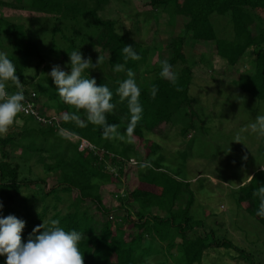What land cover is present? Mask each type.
<instances>
[{
	"label": "trees",
	"instance_id": "trees-1",
	"mask_svg": "<svg viewBox=\"0 0 264 264\" xmlns=\"http://www.w3.org/2000/svg\"><path fill=\"white\" fill-rule=\"evenodd\" d=\"M125 1L128 3L131 0ZM136 1H145L143 5L148 7L150 13L158 12L165 16L169 14L172 28L176 20H180L179 36L163 41L161 46L167 47V61L172 67L176 63L182 65L175 85L159 75L161 66H157L161 47L151 50L149 46L116 33V21L101 19L97 15L109 0H13L12 3L0 1V8L29 12L40 16L38 18H45L36 21L48 22L47 29L39 28V31H35L31 25L24 26L17 17L0 16V53H7L8 58L15 64L16 75L24 85L22 91L26 97L25 104L32 105L25 114H18L16 119L21 122L19 129L0 137V196L2 201L7 200L10 204L19 187L37 184L39 190L31 193V199H37L35 202L42 204L40 212L32 215V218L23 210L17 211V218L24 217L25 222L21 243L27 242L34 227L43 224L47 229L51 227L50 220L58 219V226L65 231L75 230L83 233L84 239L78 244L83 255V264H203L205 257L221 250L227 252L222 256V264H259L251 249L238 247L224 237H215V230L207 229L201 220L192 219L190 210L194 197L189 181L181 179L179 172L170 175L166 170L160 171V164L165 159L160 156L153 159V156L161 147L152 143L147 136L161 138L170 128L177 126L181 138L185 139L194 126L197 127L198 124L201 129L208 123L199 114H206L204 119L207 120L213 117L212 112L199 111L202 106L190 92L193 78L185 64L183 50V41L187 39L209 43L212 55L223 61L228 68H234L242 57L250 55L253 59L252 68L244 72L235 70V77L230 85L217 80L213 82L225 87L224 92L228 93V98H233V102L239 103L241 100L245 105L246 101L240 95L264 102V28H257V23L262 22L264 18V0ZM85 20L90 21L92 31L78 37L77 29H74L80 27ZM148 21L149 19L145 18L144 23L147 25ZM69 22L70 28L66 25ZM58 23L65 25L59 29ZM220 23L224 24V31L229 33L226 38H220L216 34L215 25ZM156 25H152L154 34ZM68 31L69 35H66ZM32 36L35 39L45 36L48 38L50 46L44 56ZM76 40L79 42L77 46ZM58 41H64L66 47L61 49ZM127 45L133 46L141 56L140 60H125L122 49ZM83 46L100 48L102 52L98 53L97 59L100 56L102 65L120 77L119 80L104 76L93 77L90 70L83 74L87 76L88 71L89 78H95L97 86L107 85L113 92L112 103L115 108L106 114V119L109 124L118 125L121 133L126 128L129 113L126 101L121 102L116 95V88L119 81L126 79V72H113L112 68L121 63L126 70L131 69L135 73L136 83L141 90L143 116L130 143L119 139L105 140L102 137V129L90 123L86 127H78L74 122H65L62 119L65 112L75 109L65 105L58 97L56 86L51 77L46 75L48 70L44 64L45 57L62 59L70 73L68 54ZM81 53L85 55L82 51ZM153 56H156L157 60L151 63ZM97 59H91L92 63L95 64ZM29 71H32V75L26 81ZM152 86L158 88L154 99L150 96ZM177 88L182 91H177ZM6 90L10 93L18 91L11 81L6 83ZM41 99H44L41 106L50 107L51 115L41 112L37 105V101ZM207 114H210L209 117ZM80 115L82 119H86L82 111ZM181 115L184 117L180 122L184 123L182 127H178L177 122ZM164 126L166 128L162 129ZM60 128L75 133L70 137H74L76 141L71 143L65 136L62 137ZM204 129L206 128L202 130ZM81 141L85 142L86 147L78 151ZM180 144L188 151L190 145ZM8 149L15 155L14 158H8L7 152L5 153ZM259 150L260 158L264 159V143ZM188 153L189 151H183L182 157ZM132 158L137 160L136 186L123 197L118 196L120 190L111 192L109 198L116 196V203L112 206L103 205L98 193L100 187L120 185L128 172L126 163ZM143 162L150 166L140 168L139 163ZM22 171L27 174L30 171H41L40 175L52 172L59 174L55 178L56 181L44 189L47 178H21ZM250 177L236 189L230 190V198L236 211H240L264 228V218L256 215L259 198L253 195L257 188L264 186V166L259 164ZM123 201L126 205H123ZM84 203H88L103 219H94L93 214L88 212L89 206L84 208ZM57 205L64 211L58 209ZM5 208L11 207H3L1 210ZM152 209H155L156 213L153 214ZM12 210H9L10 215ZM48 210L51 214L46 217ZM241 225L242 235L252 229L246 219ZM193 229L197 232L192 233ZM42 231L44 229H41ZM149 239L159 243L156 250L147 247V243L143 246ZM169 240L179 241L177 252L173 254L168 246ZM258 241L245 243L257 249L264 244L257 245ZM5 260V256H0V264H5Z\"/></svg>",
	"mask_w": 264,
	"mask_h": 264
},
{
	"label": "rangeland",
	"instance_id": "rangeland-1",
	"mask_svg": "<svg viewBox=\"0 0 264 264\" xmlns=\"http://www.w3.org/2000/svg\"><path fill=\"white\" fill-rule=\"evenodd\" d=\"M0 1L6 3L13 2V0ZM143 2L131 0L127 3L125 0H109V3L101 11H98L97 15L101 19L116 21V33L129 37L134 42L140 43L146 47L149 46L151 50L160 48L163 41H168L171 37L179 36L178 31L181 28L180 20H176L174 28H172V20L169 14L165 16L158 12L150 13L148 7L143 5ZM0 16L4 18L17 17L24 26L30 27L31 25V27H34L33 29L35 31H39V28L42 30L47 29V21L45 23L36 21V19L43 20L45 19L44 17L41 16V18H38L40 16L29 12L0 8ZM145 18L147 20L149 19L147 25L144 23ZM155 20L159 23L158 25H156L157 23H155ZM89 23V20H85L80 27H75L74 30L77 29L76 32L79 35L78 37L91 33L92 29ZM153 24L156 25V34L153 33ZM257 24L258 29L264 28V18L262 22ZM64 25L65 24L62 25L58 23L59 29H62ZM66 25L70 28L71 23L69 22ZM215 26L218 37L226 38L229 36V33L224 31L223 23L219 25L216 24ZM65 34L69 35V31ZM32 37L34 38V36ZM152 37L153 40L151 41ZM39 39H41V41ZM39 39L35 40L40 47L41 54L44 56L45 53H47V48L50 46L49 41L46 36ZM183 42V50L186 57L185 64L190 69L193 78V86H190V92L193 96H196L195 98L199 100V104L202 106L199 111L212 112V116L215 119L212 117L209 120L214 119L213 122H209V120L204 119L206 114H199L201 118L208 123L206 125L204 124L201 129L198 128V124L197 127L194 126V129L186 134L185 139L181 138L177 126L170 128L167 131L168 133L164 134L165 136L161 138L147 136L152 143L161 147V149L154 154L153 159L156 156L165 159V161L160 164V171L166 170L170 175L179 172L181 179H193L189 181V187L194 197V202L190 210L193 220H201L202 224L205 223L207 228L215 230V237H224L225 239L231 240L230 242L238 247L251 249L255 255L256 261L259 264H264V244L261 245V243H264V228L258 226L255 221H252L240 211H236L233 206V200L230 198V190L236 189L241 185V182L248 179L251 172L254 171L259 164L264 166V159H261L259 156V148L263 146L264 137L248 132L243 134L240 143L234 142V137L241 128L251 123L257 115H264V102L254 101L246 95H240V97L246 101L245 105L241 100L239 103L233 102V98H228V93L224 92L225 87H220L213 82V80H217L220 83L222 82L223 84L230 85L235 77V70L244 72L251 69L253 59L250 55H246L241 58L234 68H228L223 61L212 55L209 43L193 42L189 39ZM78 44L79 42L76 40L75 45L77 46ZM58 45L61 49H64L67 44L64 41H58ZM79 51L85 54H82L85 59L89 57L91 59H97L98 53L101 54L102 52L100 48H88L87 46L81 47ZM167 52V47H161L158 52L161 57L157 67L161 66L162 61L167 60ZM156 60V56H153L151 58V63H154ZM44 64L47 67L48 73H50L54 65H59L63 71L69 72V70L66 69V62H63L60 58L52 59L50 57H45ZM31 66L32 64H30L29 68ZM181 68L182 65L180 63H176L175 66L172 67L176 74L179 73ZM90 72L93 77L104 76L111 80L120 79L118 75L115 76L102 64L95 70L90 69ZM48 73L46 75H48ZM26 75V81H28L32 75V71H29ZM47 77L50 76L48 75ZM227 89L229 90V88ZM43 102L44 99L37 101V105L41 112L43 111L45 115H51L52 110L50 107L41 106ZM25 112L26 111H22L23 114H25ZM207 115L209 117L210 114ZM183 117L182 115L179 117V121L177 122L178 127L183 126L184 122H180L183 121L181 120ZM20 125L21 122L16 119L9 128L8 133L16 131L19 129ZM219 125L220 129H218ZM204 127L209 129L202 130ZM164 128L166 127L164 126L162 129ZM203 131L206 133L204 134ZM3 136L4 135H0V137ZM61 136L64 137L63 135ZM65 138L71 143L76 141L74 137ZM180 143H183V145H190L188 149L189 153L184 157H182L183 151H188H186L187 149H185V146L181 147L182 145ZM84 147H86V144L80 142L78 151ZM6 152L9 159L15 157L9 149L5 151V153ZM245 156H247V159H244ZM135 161L137 162V160ZM135 165L136 163H132V159L127 161L126 169L128 168V172L120 185H103L100 187L98 193L101 196L103 205L109 204L112 206L116 203V196H111V198H109L111 192L120 190L118 196L123 197L133 190L137 184ZM41 173V171H30V173L27 174L22 171L20 177L26 179L30 178V180H35L38 176L39 178H47L45 182L46 187H44V189H46L56 181L55 178H57L59 174L58 172H52V174L40 175ZM244 182H246V180ZM38 188L39 186L37 184H28L21 188L19 187L17 195L13 196V200L10 204L7 200L2 201L0 196V204H2L3 207H11L3 210L0 208V218L10 215V209H13L11 215L16 218L17 211L21 210L30 218H32V215L38 214L40 208H42V204L40 202H35L37 199H31L32 194L39 190ZM123 205H126L124 201ZM57 206L58 209L64 211L59 205ZM88 206L90 208L88 212L91 215L93 214L94 219H103L102 216L94 212L93 208L88 203H84V208ZM155 211V209L151 210L153 214L156 213ZM50 214L48 210L46 217L50 216ZM158 214L160 216L159 212ZM20 219L24 220V217H20ZM244 219L248 221V225L252 229L248 230L245 235H242L241 224ZM125 232L127 231L125 230ZM191 232L194 233L197 231L193 229ZM258 239L261 241H258ZM245 241H258L259 243L256 244L261 246L256 249L253 245L245 243ZM145 243H147V247H152L153 250H156L159 244L150 239L144 242L143 246H146ZM177 244H179V241H168V246L172 254L175 251L177 252ZM163 245L165 246V243ZM163 251H165L164 248ZM226 253L227 252L224 250L214 251L210 256L204 258L203 264H222L224 263L222 256Z\"/></svg>",
	"mask_w": 264,
	"mask_h": 264
},
{
	"label": "clouds",
	"instance_id": "clouds-1",
	"mask_svg": "<svg viewBox=\"0 0 264 264\" xmlns=\"http://www.w3.org/2000/svg\"><path fill=\"white\" fill-rule=\"evenodd\" d=\"M125 60L138 61L141 56L136 53L132 45L122 49ZM69 55L70 73L65 72L59 65H54L48 73L60 100L75 109L65 112L62 116L65 122H74L78 127H86L89 123L102 129V137L105 140L119 139L130 143L137 125L143 116V106L140 103L141 90L136 83L135 73L131 69H125L124 64L117 63L113 66V72H126V79L118 82L116 95L120 101L127 103L129 113L128 122L123 133L119 126L109 124L106 114L111 113L115 104L112 103L113 92L107 85L97 86L95 78L83 75L86 70H95L102 64L99 56L93 64L91 58H83L82 53L75 49ZM160 77L170 81L173 85L177 82V74L167 60L161 62ZM13 82L18 89L14 93L6 90V83ZM24 85L16 75V66L8 58L7 53H0V135H6L17 116L22 111H28L32 105L25 104L26 97L23 94ZM177 91H182L177 88ZM158 92L157 86L150 89L151 98H155ZM86 119H82L80 112ZM59 132L65 137L75 135L68 129L60 128ZM258 134L264 137V115H257L255 119L241 128L234 137V142L240 143L244 133ZM247 159V156L244 157ZM132 163H137L132 158ZM147 162L139 163L140 168L149 167ZM251 178V177H250ZM252 179V178H251ZM259 198V207L256 211L258 217L264 218V186L257 188L253 193ZM3 205L0 204V208ZM58 219L50 220L51 227L45 228L43 224L34 227L26 243H21V232L25 222L9 215L0 218V256H5V264H83V255L78 244L84 239L83 233L72 230L65 231L59 227ZM41 229L44 231L41 232ZM36 233H40L36 235Z\"/></svg>",
	"mask_w": 264,
	"mask_h": 264
},
{
	"label": "crops",
	"instance_id": "crops-1",
	"mask_svg": "<svg viewBox=\"0 0 264 264\" xmlns=\"http://www.w3.org/2000/svg\"><path fill=\"white\" fill-rule=\"evenodd\" d=\"M81 142H84V141H81ZM85 143V142H84ZM250 177V176H249ZM193 179H190V180H187V181H192ZM207 229H211V228H207Z\"/></svg>",
	"mask_w": 264,
	"mask_h": 264
},
{
	"label": "built area",
	"instance_id": "built-area-1",
	"mask_svg": "<svg viewBox=\"0 0 264 264\" xmlns=\"http://www.w3.org/2000/svg\"><path fill=\"white\" fill-rule=\"evenodd\" d=\"M29 111V110H28Z\"/></svg>",
	"mask_w": 264,
	"mask_h": 264
}]
</instances>
